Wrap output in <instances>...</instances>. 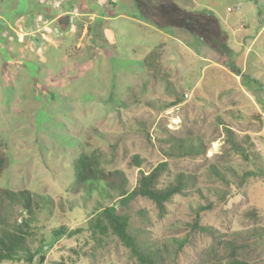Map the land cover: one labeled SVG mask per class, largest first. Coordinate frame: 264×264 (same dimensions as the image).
<instances>
[{"label":"rangeland","instance_id":"1","mask_svg":"<svg viewBox=\"0 0 264 264\" xmlns=\"http://www.w3.org/2000/svg\"><path fill=\"white\" fill-rule=\"evenodd\" d=\"M173 1L210 12L227 52L141 21L132 0H0V188L26 189L36 203L31 261L0 264H137L115 237L97 243L87 230L116 204L164 264H235L228 242L237 260L264 264V0ZM151 50L160 70L141 63ZM80 153L102 154L127 192L139 170L165 161L160 185L178 173L192 184L163 215L143 197L121 204L102 182L74 192ZM203 207L211 235L187 227ZM26 218L15 207L9 222ZM59 227L79 232L56 239Z\"/></svg>","mask_w":264,"mask_h":264},{"label":"trees","instance_id":"2","mask_svg":"<svg viewBox=\"0 0 264 264\" xmlns=\"http://www.w3.org/2000/svg\"><path fill=\"white\" fill-rule=\"evenodd\" d=\"M134 8L138 13V18L158 29L179 28L188 31L190 34L199 37L204 43L219 53H226V36L221 32L217 19L210 13L204 11H188L178 6L173 0H132ZM225 38V39H224ZM159 57L157 50H151L143 59L142 64L152 69L156 59ZM221 65L229 67L230 71L236 76H241L238 68L229 66L222 61ZM157 68L152 69L156 71ZM230 135L231 131L225 129ZM230 138V137H229ZM231 147L239 151L238 145L230 141ZM6 156L0 151V176L6 167ZM106 160H102L100 153H80L76 159L74 169V187L73 191L79 189H91L97 183H104L110 191H116L121 204L126 200L143 197L151 201L159 211L160 215L165 214V204L169 203L174 196H184L187 194V188L192 184L190 175L178 173L174 179L168 181L165 185H160V178L168 171L166 161L160 162L150 168L147 172L139 170L138 179L135 187L126 191V178L121 170H108L104 167ZM144 163L139 155H134L129 163L130 167L140 169ZM117 205V204H116ZM116 205L104 208L102 216L91 217L87 222V230L91 239L99 243L100 237L110 235L115 237L121 245L127 249L131 258L135 259L137 264H164L161 252L152 249L142 237L146 234L142 228H135L130 224L126 214H119L115 211ZM36 203L33 195L26 189L11 191L0 188V263L12 262L17 259L19 254H24L27 261H31V250L28 246V238L31 236L29 222L34 216ZM15 207H19L27 216L21 219L19 223L9 222V217ZM205 208H199L192 222L187 225L191 231H199L211 235V232L205 226L199 225L198 213ZM135 214L144 216L138 211ZM79 232L72 230L67 232L64 227L53 230L56 239L60 236L71 237ZM99 236V237H98ZM181 246V243L179 247ZM238 246L229 242L225 243V249L228 250V257L235 264H248L245 261H239L235 257V251Z\"/></svg>","mask_w":264,"mask_h":264},{"label":"crops","instance_id":"3","mask_svg":"<svg viewBox=\"0 0 264 264\" xmlns=\"http://www.w3.org/2000/svg\"><path fill=\"white\" fill-rule=\"evenodd\" d=\"M55 18H56V17H55ZM53 20H55V19H53ZM171 39H172V38H170V41H171ZM13 41H16V40H13ZM164 43H165V42H164ZM164 43H163V44H164ZM164 45H165V44H164ZM148 53H149V52H147V53L143 56L142 61H143L144 57H145ZM141 63H142V62H141ZM157 67H158V66H157ZM158 69L160 70L161 68L158 67Z\"/></svg>","mask_w":264,"mask_h":264},{"label":"built area","instance_id":"4","mask_svg":"<svg viewBox=\"0 0 264 264\" xmlns=\"http://www.w3.org/2000/svg\"><path fill=\"white\" fill-rule=\"evenodd\" d=\"M56 6V5H55Z\"/></svg>","mask_w":264,"mask_h":264}]
</instances>
